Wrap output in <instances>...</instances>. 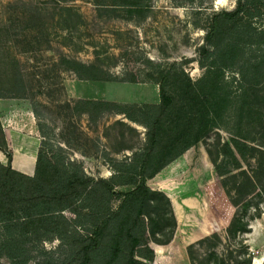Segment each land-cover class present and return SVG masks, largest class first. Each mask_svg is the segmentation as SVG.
Returning <instances> with one entry per match:
<instances>
[{
    "label": "rangeland",
    "instance_id": "obj_1",
    "mask_svg": "<svg viewBox=\"0 0 264 264\" xmlns=\"http://www.w3.org/2000/svg\"><path fill=\"white\" fill-rule=\"evenodd\" d=\"M128 1L0 0V100L13 103L5 114L14 125L29 115L46 150L62 148L93 178L110 177L112 159L132 155L113 150L142 148L147 128L139 123L136 128L110 126L114 121L110 116L89 121L73 103L88 87L69 61L94 64L111 79L138 80H151L158 65L177 62L195 80L203 74L198 58L211 16L237 6V0H149L145 6ZM257 25L264 26V20ZM257 97L264 109V83ZM230 137L224 129H213L148 181L170 197L177 218L176 223L166 199L158 196L150 203L149 213L158 221L151 245L163 252L160 258L156 255V264L264 263V195L262 213L254 218V210L245 214L248 232L227 234L228 218L235 209L212 158L225 167L221 146ZM248 137L263 153L242 161L244 168H255L260 161L264 166V129L253 130ZM209 184L215 202L207 194ZM43 246L55 257L63 251L58 240L45 241Z\"/></svg>",
    "mask_w": 264,
    "mask_h": 264
},
{
    "label": "trees",
    "instance_id": "obj_2",
    "mask_svg": "<svg viewBox=\"0 0 264 264\" xmlns=\"http://www.w3.org/2000/svg\"><path fill=\"white\" fill-rule=\"evenodd\" d=\"M148 1L128 4L145 6ZM263 20L264 0H237L235 9L216 11L199 53L201 77L192 79L177 62L158 65L150 81L159 84V103L114 105L147 131L140 151L112 159L108 178L88 176L83 163L69 159L62 148L46 150L43 138L35 173L20 172L12 166L13 153L1 128L0 150L7 162L0 159V264H156V255L163 252L151 245L158 221L149 213L150 203L158 196L166 199L176 223L177 218L170 197L148 181L216 128L231 134L221 146L225 167L212 158L235 209L227 234L248 232L245 214L254 210L251 218L258 217L264 195L263 162L250 169L242 163L263 153L248 137L264 129L257 97L264 83V26L257 25ZM69 62L80 79H111L94 64ZM105 104L80 100L75 108L102 112ZM228 165L234 169L228 171ZM123 186L132 188L118 189ZM212 187L207 185L206 191L215 202ZM50 240L60 242V256L43 246Z\"/></svg>",
    "mask_w": 264,
    "mask_h": 264
},
{
    "label": "crops",
    "instance_id": "obj_3",
    "mask_svg": "<svg viewBox=\"0 0 264 264\" xmlns=\"http://www.w3.org/2000/svg\"><path fill=\"white\" fill-rule=\"evenodd\" d=\"M80 81L87 84L88 90H86L85 95L76 96L78 99L73 102L74 104L80 100L106 103L102 112H98L91 108L87 111H79L83 115H86L89 121H97L104 116H110L114 118V121L110 126H113V124H121L122 122L127 126L134 128L137 122L130 120L126 117V114L116 110L114 105H143L160 102L159 84L150 80L132 81L127 78L107 80L80 79ZM12 104L11 101L7 102L3 99L0 100V126L13 153V168L25 174L33 175L35 173L37 155L41 146L42 138L38 128L32 124L29 115L24 117L25 121L21 124H16L18 126L14 125L12 122L13 119L9 118V115L5 114L6 110H4ZM141 149L142 148L132 149L128 146H122V148L113 150V153H133L135 151H140ZM0 154L1 161L6 163L7 156L1 150ZM173 208L175 211V207Z\"/></svg>",
    "mask_w": 264,
    "mask_h": 264
}]
</instances>
